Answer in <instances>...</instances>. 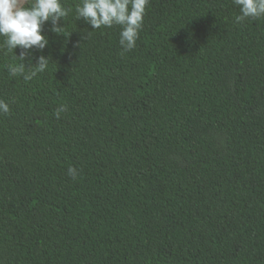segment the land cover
Listing matches in <instances>:
<instances>
[{
  "label": "trees",
  "instance_id": "trees-1",
  "mask_svg": "<svg viewBox=\"0 0 264 264\" xmlns=\"http://www.w3.org/2000/svg\"><path fill=\"white\" fill-rule=\"evenodd\" d=\"M78 3L30 80L0 37V264H264V18L150 0L121 54Z\"/></svg>",
  "mask_w": 264,
  "mask_h": 264
},
{
  "label": "clouds",
  "instance_id": "clouds-1",
  "mask_svg": "<svg viewBox=\"0 0 264 264\" xmlns=\"http://www.w3.org/2000/svg\"><path fill=\"white\" fill-rule=\"evenodd\" d=\"M149 3L150 0H80L75 13L78 20L83 18L92 29L121 26L119 42L123 54L136 46ZM233 3L240 9L237 22L264 18V0H233ZM70 11L63 0H0L3 46L9 52L14 51L21 61L8 66L11 75L23 74L25 80H30L47 69L50 56L40 55L34 64L28 66L32 69L28 73H25V60L31 58L34 48L43 52L48 46L50 38L43 30L46 22L51 23L53 33L66 36L65 23L62 25L61 20L65 21ZM18 46L23 49L19 55L16 53ZM9 110V103L0 99V113L6 114ZM63 111H66V106L57 109V118ZM68 174L75 179L78 171L69 167Z\"/></svg>",
  "mask_w": 264,
  "mask_h": 264
}]
</instances>
